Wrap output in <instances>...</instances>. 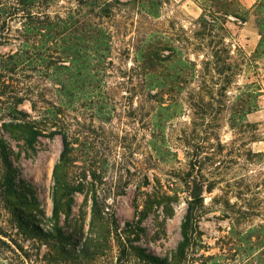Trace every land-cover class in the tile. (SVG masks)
<instances>
[{
	"label": "rangeland",
	"instance_id": "1",
	"mask_svg": "<svg viewBox=\"0 0 264 264\" xmlns=\"http://www.w3.org/2000/svg\"><path fill=\"white\" fill-rule=\"evenodd\" d=\"M36 1L40 3L35 4L38 8L34 11L51 15L64 13L70 5H75L74 0ZM160 1L159 19L134 16L137 23L129 26L131 31L127 32V37L115 39L113 60L124 72L132 65L133 56L124 54L122 42L135 35L136 27H144L148 31L157 27L169 37H175L182 26L191 35L202 14L199 0ZM240 1L251 10L247 22H232L227 26L236 54L238 48L250 57L261 39L257 12L252 9L259 0ZM15 2L0 0V63L11 56L23 57L27 49L30 50L29 56L38 63L27 67L19 65L16 69L11 64L7 68L0 64V73L8 77L35 78L54 74V68L40 63V59H46L48 55L47 38L41 36L45 31H32L23 26L22 12L15 15L6 13L5 9ZM125 22L131 23L123 20ZM257 66L258 69L249 68L237 78L238 83L233 86L230 99L237 95L238 86L257 79L264 89V58L257 62ZM105 81L111 89L105 91L104 96L119 101L129 96L120 87L115 88L117 84L128 81L123 74L115 73ZM8 93V89L0 87V145L5 142L13 149L16 183L20 190L37 197L46 214L43 227L48 228L53 210V170L63 150L62 138H41L36 154L29 152L23 143L11 140L3 129L4 124L11 121L7 109L10 103ZM142 94L133 103L117 107L74 102L67 109L70 137L75 143L73 173L83 179L88 189L94 187L98 191L122 225L135 219V201L140 197V191L146 190L147 176L152 179L157 176L170 195L178 193L180 200L173 217L164 219L161 214L159 217L153 214L142 224L146 232L141 245L160 257L170 256L176 250L182 239L181 223L186 201L196 194L197 198L203 199L199 240L186 264H264V93L260 110L247 117L255 127L248 129L249 133L245 135L239 134L238 129L233 131L230 128V112L222 105H214L207 115H202L203 110L195 109L186 102H180L179 106L168 103L165 105L168 110L160 111L155 105L145 102L147 92ZM188 96L185 92L180 97L174 96V99L188 100ZM169 98L165 96L166 100ZM20 108L31 111L29 103ZM155 123L161 128L152 139L150 127L155 128ZM74 132L79 133L78 137ZM183 134L191 136V144L195 147L201 144L205 147L202 150V171L198 168L191 170V155L197 150L185 146ZM252 135L262 141H253L250 138ZM151 146L159 149L160 160L155 159L156 153L151 151ZM189 171L191 177H186ZM4 174L0 154V264H117L116 248H111L100 259H86L81 254L76 258L72 254L60 255L57 249L41 243L31 232L20 230L6 203L2 188ZM209 188L212 192L208 191ZM82 211H88V208L84 205V196L78 194L71 215H63L61 222L64 231L73 235L79 243L88 238L89 232L90 217L84 219Z\"/></svg>",
	"mask_w": 264,
	"mask_h": 264
},
{
	"label": "trees",
	"instance_id": "2",
	"mask_svg": "<svg viewBox=\"0 0 264 264\" xmlns=\"http://www.w3.org/2000/svg\"><path fill=\"white\" fill-rule=\"evenodd\" d=\"M74 1L75 5H70L64 13L54 15L34 11L38 8L35 4L40 3L36 0H16L12 7L7 8L9 11L5 9L10 15L22 12V25L32 31H45L41 36L47 38L48 55L46 59H40V63L54 68L55 73L37 78L8 77L0 73V87L9 90L7 109L11 117L3 129L11 140L23 143L33 154L37 153V146L43 137L61 136L63 142L59 162L53 170V210L48 228L43 227L46 214L37 197L23 192L16 183L13 149L5 142L0 145L5 171L2 188L8 208L20 230L31 232L41 243L57 249L60 255L72 254L78 258L81 254L86 259H100L111 248H116L117 264L132 261L135 264H186L199 240L203 199L198 197L186 201L181 223L182 239L174 253L166 257L152 253L140 243L146 232L142 224L153 214L157 217L161 214L164 219L173 217L180 200L178 193L170 195L157 176L153 179L147 176L146 190L140 191L141 195L135 201V219L122 225L98 191L94 187L88 189L83 179L72 171L76 162L75 143L70 137V115L66 111L74 102L117 107L133 103L136 97L143 95L142 92H147L145 102L155 105L160 111H167L168 103L179 106L180 102H186L195 109L203 110L202 115H207L214 105H222L230 112V128L233 131L238 129L239 134L249 133L248 129L255 126L249 123L247 117L261 108L264 93L261 81L257 79L238 86L233 100L229 94L233 92V86H237V78L249 68L258 69L257 62L264 58V0H259L252 8L253 12H257L261 39L250 57L238 48L236 54L227 25L232 22L246 23L251 10L240 0H199L202 14L191 35L182 26L175 37H169L157 27L150 31L136 27L135 35L122 42L124 54L133 56L132 65L125 72L113 60L115 39L127 37V32L131 31L129 26L137 23L134 16L159 19L161 1ZM123 20L131 23H123ZM30 49L35 50V47ZM29 51L27 49L23 57L11 56L0 64L5 68L11 64L15 69L19 65L37 64L29 56ZM115 73L128 78L126 83L115 86L129 94L124 101L104 96L105 91L111 89L105 79ZM153 92L156 94L153 95ZM185 92L189 94L188 100L174 99V96L180 97ZM165 96L171 98L166 100ZM25 103L30 104V112L20 108ZM153 127L157 131L150 127L152 139L161 126L155 123ZM74 135L78 137L79 133L74 132ZM250 138L262 141L255 135ZM182 139L186 147L197 150L191 155V170L198 168L202 171V150L205 147L202 144L199 147L192 145L189 134H183ZM152 150L156 153L155 159L160 160L159 149L151 146ZM150 155L154 158L152 152ZM186 177H191V171L186 173ZM211 190L208 189L209 192ZM78 194L84 196V205L88 208V211H82L84 219L90 217L88 238L81 243L66 233L61 225L62 216L71 215Z\"/></svg>",
	"mask_w": 264,
	"mask_h": 264
},
{
	"label": "water",
	"instance_id": "3",
	"mask_svg": "<svg viewBox=\"0 0 264 264\" xmlns=\"http://www.w3.org/2000/svg\"><path fill=\"white\" fill-rule=\"evenodd\" d=\"M194 198H197L196 194L193 195V199H194Z\"/></svg>",
	"mask_w": 264,
	"mask_h": 264
},
{
	"label": "crops",
	"instance_id": "4",
	"mask_svg": "<svg viewBox=\"0 0 264 264\" xmlns=\"http://www.w3.org/2000/svg\"><path fill=\"white\" fill-rule=\"evenodd\" d=\"M249 116H251V115H249Z\"/></svg>",
	"mask_w": 264,
	"mask_h": 264
}]
</instances>
